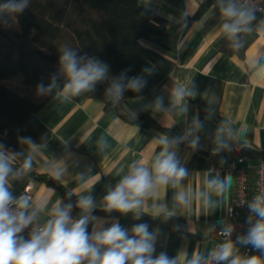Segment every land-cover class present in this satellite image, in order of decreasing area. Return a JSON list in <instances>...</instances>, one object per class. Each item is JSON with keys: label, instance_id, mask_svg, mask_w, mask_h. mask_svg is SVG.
Listing matches in <instances>:
<instances>
[{"label": "crops", "instance_id": "1", "mask_svg": "<svg viewBox=\"0 0 264 264\" xmlns=\"http://www.w3.org/2000/svg\"><path fill=\"white\" fill-rule=\"evenodd\" d=\"M139 3L169 22L165 36L145 43L169 75L151 97L133 99L121 104V109L143 111L191 148L174 145L170 137L152 126L125 123L115 109L105 110L98 100L74 101L63 89L38 113L51 130V138L39 146L18 142L20 154L26 160L31 158L32 174L17 183L8 180L7 187L16 193L26 182L34 181V199L27 212L45 227L55 218V208L69 205L44 181L32 179L36 175L52 177L77 199L78 208L69 210L71 222L89 216L90 237L119 224L135 238L137 223L127 217L92 216L79 207V200L90 196L92 209L105 210L104 198L132 174L134 167L146 168L154 176L157 157L165 150L174 153L187 175L176 187L171 181L157 185L141 198L140 207L130 212L150 217L165 214L179 221L170 226L147 224L154 236L153 259L165 253L175 264H189L199 255L200 264H207L220 222L234 196V179L209 173L212 163L202 152L225 155L234 151L247 155L251 165L264 160V25L255 24L252 34L243 36L247 44L243 55H228L216 48L219 40L232 37L223 30L231 20L224 17L221 7L211 3L194 19L198 0ZM178 88L191 93L179 103L173 95ZM164 139L167 145L161 142ZM213 179L225 185L219 194L206 186V181ZM180 192L185 193L186 204L177 201Z\"/></svg>", "mask_w": 264, "mask_h": 264}, {"label": "trees", "instance_id": "2", "mask_svg": "<svg viewBox=\"0 0 264 264\" xmlns=\"http://www.w3.org/2000/svg\"><path fill=\"white\" fill-rule=\"evenodd\" d=\"M10 2L21 0H0V6ZM210 4L211 1L200 3L193 18H199ZM168 27L166 19L141 6L139 0H26L22 11L0 9V150L12 157L8 180L17 183L24 175L32 174L30 166L24 168L27 160L18 150L19 140L39 146L52 136L38 113L69 82L60 62L64 49L75 52L84 62L92 59L107 65L105 77L91 89L72 95L74 101L98 100L105 110L115 109L125 123L152 126L170 137L174 145L190 149L188 143L156 125L143 111L132 109L128 113L121 109V104L133 99L151 97L166 82L168 68L145 43L165 36ZM243 39L238 34L224 38L216 48L228 55L241 56L247 46ZM133 78L142 82L139 91L127 87ZM117 82L123 86L119 97L109 91ZM202 154L212 164L224 157ZM32 179L44 181L67 204L78 208L71 190L56 179L40 175ZM86 213L127 217L137 224L170 226L179 222L165 214L150 217L107 209H91Z\"/></svg>", "mask_w": 264, "mask_h": 264}, {"label": "clouds", "instance_id": "3", "mask_svg": "<svg viewBox=\"0 0 264 264\" xmlns=\"http://www.w3.org/2000/svg\"><path fill=\"white\" fill-rule=\"evenodd\" d=\"M24 7L26 0H21L20 3L10 2L0 6V9L18 12ZM221 11L224 17L231 20V23L223 25V30L232 37L241 31H247L244 26L254 19L251 11L238 9L231 0L226 6L222 4ZM60 62L69 77V82L64 86L66 94L78 95L82 91L91 89L93 84L103 79L107 73V65L92 59L84 62V58H77L75 52L69 49L63 50ZM51 87L54 85H50ZM127 87L139 91L142 82L139 78H133ZM109 91L119 97L123 86L118 82L114 83ZM186 94L191 95L183 88H178L173 93L177 103ZM161 142L168 144L167 139ZM196 143L197 141H192L193 146ZM30 160L29 157L25 161V169L30 166ZM153 169L154 176L150 175L146 168L134 167L132 174L125 177L104 198L106 209L123 213L138 209L142 203L141 198L149 195L150 190L155 189L157 185H166L171 181L173 187H176L187 175L186 169L178 166L175 154L167 153L166 150L157 157ZM10 172L9 158L0 151V264H82L84 260H87V264H127L129 261L131 264H175V261L169 259L165 253L152 258L154 236L148 231L147 224H138L134 227L135 238H130L127 231L119 224L96 232L90 237L87 232L89 216L84 215L71 222L69 215L71 204L64 208H55V218L50 220L42 231L34 234L30 241L18 242L16 234L31 223L33 216L26 215L23 211L28 207V199L24 196L16 201L20 211L16 213L9 211L8 205L13 202L12 194L7 187ZM206 186L215 190L217 194L225 187L215 179L206 181ZM176 199L180 203H187L183 192H180ZM205 203L207 204V200ZM79 207L89 212L93 208L92 198L81 197ZM250 209L259 220L249 229L247 237L241 238V242L250 243L257 249H264V196L257 197L250 205ZM232 254L233 245L228 242L212 253L211 258L215 261H227ZM200 261L201 257L195 255L189 264H200ZM230 264H261V261L255 256L248 259L236 256L230 260Z\"/></svg>", "mask_w": 264, "mask_h": 264}, {"label": "built area", "instance_id": "4", "mask_svg": "<svg viewBox=\"0 0 264 264\" xmlns=\"http://www.w3.org/2000/svg\"><path fill=\"white\" fill-rule=\"evenodd\" d=\"M204 1H211L212 4L219 7L222 4L226 6L229 2V0H198L199 4ZM231 3L238 9L251 11L254 16V19L244 26L248 30L241 31L237 33L238 35L249 36L252 34L255 24L264 25V0H231ZM208 172L217 177L225 175L234 179V196L220 222L207 264H230V260L236 256L241 259L255 256L261 261V264H264V249H257L250 243L241 242V238L247 237L249 229L259 220V217L251 211L250 205L255 202L257 197L264 196V160L259 161L256 165H251L247 155L231 151L225 154L220 162L211 164ZM10 193L13 202L8 205L9 211L12 213L20 211L16 201L24 196L28 199V207L23 211L26 215H30L27 210L34 199V181L29 180L16 193ZM44 228L33 218L31 223L16 234V238L23 242L30 241L34 234H38ZM228 229L230 231L226 232ZM228 242L233 245V254L229 260H213L212 253L218 251L221 245Z\"/></svg>", "mask_w": 264, "mask_h": 264}]
</instances>
